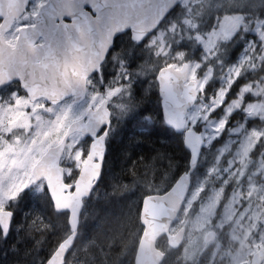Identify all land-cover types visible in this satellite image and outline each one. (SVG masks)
Returning <instances> with one entry per match:
<instances>
[{"label": "rangeland", "instance_id": "obj_1", "mask_svg": "<svg viewBox=\"0 0 264 264\" xmlns=\"http://www.w3.org/2000/svg\"><path fill=\"white\" fill-rule=\"evenodd\" d=\"M45 1L31 0L30 13H36ZM197 2H181V12L188 14L183 19V27L190 32L200 25L198 20L192 18ZM248 16L242 13L224 14L210 30L194 35L202 46L203 59L217 57L220 44L230 40L240 29L251 35V38L246 43L247 50L220 74L222 85L214 96L204 93L206 85L215 76L214 67L204 68L202 60L188 61L189 78L198 81L199 95L204 94L205 97L200 98L188 111L186 123L187 127H201L205 148L212 151L209 157L212 165L204 162L206 165L202 170L196 176L193 175L190 193L172 226L173 232L180 226L186 227L183 246L174 254L173 264H193L194 258L197 264H250L253 253L264 248V146L254 153L258 143L264 142V75L260 80L243 85L238 95L223 106L234 79L240 73L255 70L259 66L260 58L255 52L259 48H255V45L260 43L256 40L261 42V56L264 55V40L261 39L264 17L248 19ZM20 22L15 24V28ZM177 24V20L169 21L144 44L143 49L149 54L153 53L154 61L168 55L177 39L176 33L179 34L181 28ZM9 39L12 40V36ZM113 60L115 62H111L110 67L118 78L123 67L116 64L118 58L114 55ZM182 62L175 63L180 66ZM114 64L118 70L113 67ZM154 67L148 65L147 69L152 71ZM128 86L116 82L112 86L107 84L97 87L94 82L88 88L87 98L80 103L70 98L58 104H52L45 98L31 101L20 90L8 92V97L2 95L0 208L16 200L26 188L43 187L45 182H35L32 175L34 164L49 146L61 140L68 125L82 117L89 107H97L107 98L113 117H122L123 108L127 106L124 103L129 95ZM246 97L249 98L244 104ZM243 105L246 120L234 124L228 130L225 141L217 146L216 140L225 133L230 116ZM249 119L260 120V127L248 123ZM84 137L83 133L75 132L68 139L62 160L66 174L78 171L84 162L83 152L87 146ZM210 230H215L216 235L213 240L206 242Z\"/></svg>", "mask_w": 264, "mask_h": 264}, {"label": "water", "instance_id": "obj_2", "mask_svg": "<svg viewBox=\"0 0 264 264\" xmlns=\"http://www.w3.org/2000/svg\"><path fill=\"white\" fill-rule=\"evenodd\" d=\"M182 0H46L35 14L33 24L20 28L16 43H9L5 34L28 8L30 0H0V90L19 81L31 101L45 98L58 104L73 98L84 101L89 78L101 70L115 39L130 31L136 43H142L157 30L167 15ZM139 34L140 41L133 36ZM43 38V42H37ZM166 77V80H162ZM163 118L167 126L183 132L185 147L190 152L189 168L179 174L170 188L149 193L142 200L140 220L143 231L138 243L134 264H161L166 252L158 245L165 236L168 244L182 246L186 227L171 231L188 197L192 174L196 170L205 138L195 127H187L186 115L199 98L198 81L189 78V62L161 66L156 74ZM167 85L165 91L162 87ZM112 122V110L107 98L97 107L74 119L61 140L51 145L32 168L35 182L45 181L47 190L59 212H69L70 234L63 239L44 264H65L73 249L84 209L85 199L91 196L95 176L103 165L107 138ZM81 132L91 137L89 149L73 182L65 180L62 158L69 137ZM102 167L100 169V159ZM93 185H95L93 187ZM91 190V193L89 194ZM83 205V206H82ZM11 214L8 216V214ZM8 216V235L13 212L0 210V221ZM210 230L206 242L215 238ZM264 248L251 257L250 264H262Z\"/></svg>", "mask_w": 264, "mask_h": 264}, {"label": "trees", "instance_id": "obj_3", "mask_svg": "<svg viewBox=\"0 0 264 264\" xmlns=\"http://www.w3.org/2000/svg\"><path fill=\"white\" fill-rule=\"evenodd\" d=\"M181 3L176 6L163 20L159 28H163L171 20H177L181 27L177 39L170 48L168 55L152 59L143 49L144 44L157 31L153 32L142 43L132 40L130 31L120 34L114 41L102 70L96 72L90 79L88 88L95 82L97 87L113 85L114 83L128 84L129 95L124 104L122 117H113L107 138V151L102 170V176L90 197L85 199L81 214L79 233L75 245L66 258L65 264H77L84 259V248L95 252L99 257V245L105 252L115 251L118 256L110 257L116 264H134V259L143 231L140 220L142 200L145 195L163 192L170 188L180 173L189 168L190 152L185 147L183 132H177L166 125L159 94L156 71L166 64L178 61L202 60L204 68L214 67L215 76L205 88V95L214 96L221 87L219 78L228 66L236 62L238 56L247 50L246 43L251 38L240 29L230 40L220 44L219 55L203 59L202 46L194 37L195 33L210 30L217 19L227 13L248 14V19L264 17V0H198L195 4L192 18L199 21L195 31L185 29L183 19L188 16L181 12ZM218 21V20H217ZM192 33V34H191ZM255 45V52L260 58L255 70L240 73L229 87L225 106L233 100L248 82L262 79L264 75V55L261 42ZM113 55L118 58L116 64L123 67L120 77H115V71L110 64ZM219 57V61L217 58ZM222 59L224 63H222ZM154 64H151L153 63ZM116 64L114 68L118 70ZM148 65H154L152 71ZM114 79V80H113ZM20 90L19 82L6 87V92ZM199 95V99L205 97ZM5 97H8L6 95ZM249 97H246L244 104ZM222 108V107H221ZM244 105L235 111L229 119L225 133L216 140L221 145L228 130L236 123L246 120ZM248 123L260 127L261 121L249 119ZM201 131L199 125L195 126ZM86 145L83 155L86 156L90 136L84 137ZM264 146L258 143L254 153ZM211 153L203 148L194 176L204 165H212ZM206 156V158H205ZM208 160V161H207ZM206 162V164H204ZM79 170L65 175L67 182H72ZM161 173L163 178L161 179ZM14 210L10 230L7 237L0 235V264H44L59 243L71 232L69 212H59L55 209L53 200L46 184L33 186L23 190L16 200L10 203ZM111 210L115 215L107 218L106 222L98 223L96 209ZM95 225V227H94ZM111 245V247H109ZM166 252L164 264H173V250L163 236L160 245ZM180 262V261H179Z\"/></svg>", "mask_w": 264, "mask_h": 264}, {"label": "clouds", "instance_id": "obj_4", "mask_svg": "<svg viewBox=\"0 0 264 264\" xmlns=\"http://www.w3.org/2000/svg\"><path fill=\"white\" fill-rule=\"evenodd\" d=\"M100 163V169L102 167V158L99 161ZM161 179L163 178V173H161ZM100 179V171L97 173V175L95 176V180L96 182ZM95 185H93L94 187ZM91 193V190L89 192V194ZM83 206V205H82ZM96 214L98 219V223H104L106 222L107 218L112 216L114 217L115 215L112 213L111 210H104L102 208H97L96 209ZM95 227V225H94ZM111 247V245L109 246ZM100 255L99 257H97L96 253L91 251L88 248H84L83 251L85 253V257L82 260L77 261V264H116V262L114 261V259L110 258L113 256H118L119 253L113 251L110 252H105L103 250L102 247H100L99 245L97 246ZM68 264H71V261L68 262ZM161 264H164L163 260H161ZM193 264H197V261L195 260V258L193 259Z\"/></svg>", "mask_w": 264, "mask_h": 264}, {"label": "flooded vegetation", "instance_id": "obj_5", "mask_svg": "<svg viewBox=\"0 0 264 264\" xmlns=\"http://www.w3.org/2000/svg\"><path fill=\"white\" fill-rule=\"evenodd\" d=\"M30 4H31V0H30ZM30 4H29V6H28V8H27V10L18 18V19H16V21H15V23L12 25V27H11V29L9 30V31H7L6 32V34H5V38H6V40L9 42V43H11V44H14V43H16V40H17V38H18V35H19V31H20V28L21 27H23V26H27V25H30V24H33L34 22H35V13L32 15V13H30V11H29V7H30ZM41 6V5H40ZM38 9H39V7H38ZM38 9H37V11H38ZM36 11V12H37ZM21 19H24V20H22L23 22H20L19 20H21ZM18 22H20V25L19 26H17L16 28H15V24L16 23H18ZM9 36H12V40L11 39H9ZM37 42H43V38H40ZM16 82V81H15ZM12 83H14V82H12ZM11 83V84H12ZM10 84V85H11ZM9 86V85H8ZM7 87V86H6ZM6 87H4L3 89H1L0 90V97L2 96V95H4V96H6L7 95V93H5L6 92ZM113 118V117H112ZM193 175H194V173L192 174V184H193ZM178 178V177H177ZM192 184H191V187H192ZM191 190V189H190ZM189 193H190V191H189ZM189 195V194H188ZM3 209H7V210H10V211H12L13 212V215H14V210L10 207V203H9V205H6L5 207H2V208H0V210H3ZM13 218V217H12ZM11 222H12V220H11ZM11 226V225H10ZM215 231V230H214ZM2 234V236L5 238V237H7V236H5L4 235V233H3V230H2V228H1V226H0V235ZM206 241V240H205ZM184 243V242H183ZM182 246H183V244H182ZM181 246V247H182ZM180 247V248H181ZM172 248V247H171ZM180 248H178V249H174V248H172L173 250H176V251H179V249ZM263 263H264V261H263ZM262 263V264H263ZM186 264H189V263H186Z\"/></svg>", "mask_w": 264, "mask_h": 264}, {"label": "snow or ice", "instance_id": "obj_6", "mask_svg": "<svg viewBox=\"0 0 264 264\" xmlns=\"http://www.w3.org/2000/svg\"><path fill=\"white\" fill-rule=\"evenodd\" d=\"M133 38L136 40V41H140L141 39V36L139 34H134ZM261 39L264 40V33H261ZM167 78L166 77H162V80H166ZM167 88V85L165 84L164 87H162V91H165ZM11 214L9 213L8 216H10ZM8 216L5 217V219L3 221H0L3 223V227L5 229V231H7L8 229V225H9V219H8Z\"/></svg>", "mask_w": 264, "mask_h": 264}]
</instances>
